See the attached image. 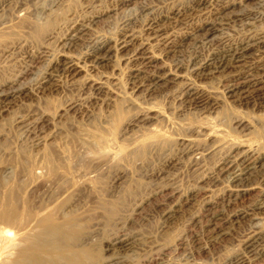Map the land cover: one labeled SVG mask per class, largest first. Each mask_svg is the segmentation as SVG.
I'll return each instance as SVG.
<instances>
[{"label":"rangeland","instance_id":"374dc122","mask_svg":"<svg viewBox=\"0 0 264 264\" xmlns=\"http://www.w3.org/2000/svg\"><path fill=\"white\" fill-rule=\"evenodd\" d=\"M114 1L0 0V89L9 82L25 89L0 113V205L58 222L66 232L59 249L73 256L72 264H155L156 256L161 264H264V103L227 94L229 73L248 72L257 53L228 74L195 76L191 70L212 52L264 34V3L238 0L217 16L218 31L204 37L211 7L173 25L166 18L188 0ZM239 13L259 18L245 24L234 20ZM92 17L102 19L86 24ZM74 21L88 30L63 54L80 68L73 75L52 71L55 41ZM150 21L176 40L171 50L148 38ZM44 23L48 29L37 28ZM122 35L131 40L125 50L101 63L85 60L93 47ZM138 44L153 45L152 66L164 71L165 82L148 87L141 81L128 56ZM186 86L207 99L206 109L183 103ZM148 134L171 143L128 160L121 146ZM95 137L101 147L92 143ZM248 148L257 152V164L242 176L246 181L218 175L223 158ZM239 214L244 217L233 223ZM217 223L219 236L211 232ZM115 237L124 241L115 244Z\"/></svg>","mask_w":264,"mask_h":264},{"label":"bare ground","instance_id":"6f19581e","mask_svg":"<svg viewBox=\"0 0 264 264\" xmlns=\"http://www.w3.org/2000/svg\"><path fill=\"white\" fill-rule=\"evenodd\" d=\"M230 1H228V2H230ZM237 1L238 0H232V2H230V4H228V5L227 4L221 5L220 2H223V0H188L187 7L181 6L180 8L179 7L173 8L172 11L169 13L168 18H166V19L172 20L173 25L181 24V22H182L181 17L183 18L184 16H189L190 14H193V13H199L202 9H206V8L208 9L209 7H211V9H210L211 11H208V12L210 13V16H212L211 19L213 18V21L209 22L210 23L209 26L203 28L205 30L203 36L204 37L209 36L212 33L218 31L217 25L215 24V20L219 17V15L222 13V11L230 8L229 6H231L233 8L236 7L238 5ZM114 2L116 3V6H127L130 4L131 0H115ZM218 2H219V4H218ZM257 2L260 5L261 3H264V0H257ZM57 5H59V3ZM112 7H110V8L112 9ZM110 8H108V9H110ZM125 9H126V7H125ZM103 10H105V9H103ZM94 15H96V14H94ZM205 15H206V13H205ZM205 15L203 17H205ZM250 16H248L247 14L244 15V13H241V14L239 13V14H236L234 16V20L240 21L241 23H244V21H245V24H248L252 20L255 21L256 19L259 18V16H257L256 18H254V17L250 18ZM223 17L224 16H222V18ZM97 18H100V17L93 18L90 21L87 20L88 23H86V24L89 25L91 21L93 22ZM100 19H102V18H100ZM188 19H190V18H188ZM164 21H166V20H164ZM224 21H222V22H224ZM246 21H249V22H246ZM206 22L208 23V21H206ZM81 23H83V24L79 25V23L77 21L71 22V26L69 28H67L66 35L63 38L55 41V42H58L57 47L59 46L58 47L59 51L57 52L58 57L56 58L55 63H52L50 65V69L52 71H58V72H61V73L67 74V75H73L74 73H76L78 71V68H80L78 66L79 63L77 61H75L74 59H72L69 56L64 55L63 53H64V50L66 51V50L70 49L76 43V41L80 38V36H82L81 34L84 33V31L86 32V29L88 30V25H85L84 22H81ZM165 23H167V22H165ZM49 24L44 23V24L40 25V27L38 26L37 28H40L41 30H46V29H48ZM158 24H156L155 21L151 22L149 24L148 31H150V32L148 34L149 35L148 38L153 39V41H155V44L163 45V48L166 51L167 50L169 51V50H171V48L175 44L176 40H174L173 38L171 39V37H169L167 34L168 30L167 31L165 30L166 31L165 32L164 29ZM91 25H93V24H91ZM179 26H181V25H179ZM169 27H167V28H169ZM48 31L50 32V31H52V29H50ZM174 36H176V35H174ZM192 36H193V34H192ZM3 40H4V37L2 36V33H1L0 41H3ZM130 41L131 40L128 36H123L122 39H118L116 41H109V40L106 41L105 40L104 42H101L97 46L93 47L94 48L93 51H91L90 54H87V56H85L84 58H85V60L86 59L91 60L92 63H94V64L104 62V60L106 61V59L110 55L116 54L117 52H119L121 50H125L128 46H130L131 45ZM152 47H153V45H150V44H138L132 48L131 54L128 55V56H130L131 61L134 62L136 67H137L136 73L138 74V76L140 75V77H141L140 79H142L141 81L144 84H147L148 87L149 86H155L157 83L164 81L165 77H166V74L163 73L164 71L162 69L156 70L152 66V64L154 62V57L149 51L150 48H152ZM263 49H264V34L261 33V34H258L256 36L253 35L252 37L246 38V39H244L241 42H238L236 44L234 43V45L227 46L225 48H221L220 50L212 52L211 54H209V58H207L204 61L202 60V62H199V60H197L198 62L193 63L194 62L193 61L192 62L193 64L191 67L192 69L191 68H189V69L192 70V72H193V74H195V76H204V75L212 74L215 72L218 73V72H225V71L227 73V71H229V70L233 71V69H235V67H237V66H235L236 63L242 62L247 56L252 55L251 53H255V54L257 53L256 55L254 54L255 55L254 58L252 57L253 61H252V63L250 62L251 64H250V66H248L250 68H248V70H246L248 72L242 73L240 70H239L240 72L235 70L234 72L229 73L230 76H229V85H228L227 94L237 95L239 98H242L244 100V102H245V98H246V99H250L254 104L257 103V104L263 105V103H264V52L262 51ZM127 57H126V59H127ZM244 70H242V71H244ZM225 75H223V77ZM42 80H43L44 84H47L50 80V76L48 78L43 77ZM43 88H44L43 84L41 86H39V89H43ZM184 89L185 90H184L183 103H186L189 106H193V109L196 108V109L202 110L205 107H207V104H208L207 99L205 97L201 96V94H199V92L197 90H195L191 86H186V88H184ZM24 93H25V89L22 87V85H20V84L17 85L16 82H9L4 89H0V113L1 112L3 113V111H5L8 108V106L12 103L13 100L19 98ZM184 106H185V104H184ZM200 110H199V112H200ZM196 117H197V115H196ZM185 121H186V118H185ZM189 121L192 122L193 119L192 120L189 119ZM241 125H239V126H241ZM176 126L180 129L182 127V124L174 125V127H176ZM100 140H102V139L95 137V138H93L92 143L95 146L101 147L100 144L103 143V140L102 141H100ZM106 141H108V140H106ZM169 143H171V141H169V139L166 138L162 134L161 135H156V134L141 135L138 141H136L134 144H130L131 146L129 144L122 145L121 150L125 151L128 160H134V159H137V158L141 157L142 155H144L147 151H152V150L154 151V150H159V149H162L164 147H167L169 145ZM255 153H257V152H255ZM255 153L253 150L248 148L241 155H238L236 157H234V156L230 157L231 156L230 155L229 157L223 158L222 162L220 161L221 163L219 166L220 169H219L218 175L226 174V177L228 178V181L230 183H240L242 181H246V180H244V178L242 176H244L246 174L248 176L249 171L255 169L256 164H257V162H256L257 157H255ZM258 155L259 154H257V156ZM227 156H228V154H227ZM101 157H103V156H101ZM49 170H50L49 163H47V162L44 163L43 164L44 173L48 174ZM210 174H213V173H210ZM216 175H217V173H216ZM218 175L215 177L208 178V180L209 179L214 180V178L217 179ZM208 177H210V176H208ZM226 179H223V181L224 180L226 181ZM228 195L232 196V193L229 192ZM229 198H227V199H229ZM212 201H214V200H212ZM219 204H220V202H219ZM257 208L260 209L262 207L257 206L256 209ZM209 215L210 214H207L206 216H209ZM243 217H244V214H239V215H236L235 218L232 219L231 221H233V220L236 221L237 219H240ZM208 220L210 221V218L207 217V219L205 221H208ZM228 221H230V219ZM221 223H223V222H221ZM233 223H234V221H233ZM222 228H221V224L217 223V226H215L214 229L211 228V229H213V231H211V232H213V235L219 236V235H221L220 233L222 231ZM65 234H66V232H65L64 228L58 222H55L53 219H50L48 216H46L44 214H35V213L31 214L26 207H21L20 209H17V208H13V206H11L10 204L9 205L8 204L0 205V264H72L73 256H71L70 254H67L65 252H62V250L59 249L61 242L65 238ZM121 237H115L114 238V240L116 241L115 244L122 243L124 241V239H123L124 237L123 238H121ZM193 237H195V235ZM247 243H248V241H245V244H244L245 248H247L249 246V244L252 242H250L249 244H247ZM262 250H264V249L262 248ZM262 250L260 249V252ZM255 252H258V251H255ZM257 255H258V253H257ZM159 257L158 256H156L155 258L152 257L153 259H151V261L154 262L155 264H161V259ZM240 258L242 259V256H240ZM261 258H263V257H261ZM238 262L242 264V261H240V259H238ZM243 262H244V260H243Z\"/></svg>","mask_w":264,"mask_h":264}]
</instances>
